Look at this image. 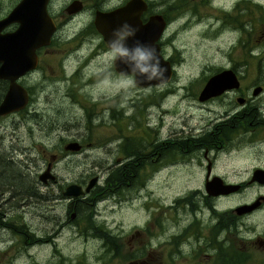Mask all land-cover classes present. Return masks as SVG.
<instances>
[{
	"label": "rangeland",
	"instance_id": "374dc122",
	"mask_svg": "<svg viewBox=\"0 0 264 264\" xmlns=\"http://www.w3.org/2000/svg\"><path fill=\"white\" fill-rule=\"evenodd\" d=\"M179 1L182 3L179 8L181 12L177 10L173 16L168 15L173 22L164 32L166 37L164 51L165 55L171 56L173 60L175 76L177 79L179 78V81L174 85L178 88L175 90V94H168L165 100L159 98V107H151L149 114L142 113L139 117L136 112H142L145 101L148 102V100H144L145 96H139V93L133 98L129 97L135 107L131 125L126 126L127 118L131 115L130 112L122 114L119 108L125 98L124 89L130 87L123 82H117L115 98L110 83H96L91 87H86L78 82V75L74 76L72 82L67 85L65 82L56 83L57 81L48 85L40 84L43 87L36 90L33 96L34 101L36 100L35 105L39 109H54V112L50 111L54 115V128L49 132L44 126L40 127L38 131L27 133L24 131L25 126L23 125L21 146L31 152L17 156H21L19 158L23 161V165H29L28 161L37 154L39 157L37 172H40L50 154H54L56 161L65 155L62 151L59 152L60 144L62 146L69 142L85 144L82 154L69 153L67 155L69 157L65 161L70 160L69 164L66 163L68 173L61 174L63 180L60 181V184L72 182L73 179L79 181L80 177L77 176L82 174L83 176H93L89 181L98 177L97 186L101 188H95L88 196L82 197V199H86V205L78 204L76 206V217L73 220L68 219L72 213V205L70 208L69 205L73 202L66 203L64 201L66 197H61L63 201L56 200L57 196L50 197L40 191L33 197L39 201L35 202L31 199V195H27L29 198L21 195L19 205L9 210L5 207L2 208V195H0V264H67L69 260L75 264L72 259L79 256L84 257L83 264H98L94 258L100 253V243L97 240L85 239L78 235L79 228L86 229L94 221L102 223L112 235L117 237L116 245L119 249V258L109 264H130L134 259H138V261H134L139 262L143 261L142 257L147 251L149 255L155 252V256L161 252V235L159 238L155 237L158 224L156 223L154 226L147 223L148 219L152 216V220L160 223L164 221L160 215L163 203L171 205L173 199L179 196L193 204L195 198L199 196L197 193L193 194V190L200 189L203 180L195 170L176 165L177 169L172 174H170L171 169H168L163 178L159 176L153 178L152 176V180L149 182V184L151 183L150 193L147 192L133 202L127 201L116 206L110 201H105L113 198L112 194L100 201L102 196L95 197L94 195L110 190L105 185V177L108 172H113L111 165H113L114 159H122L120 152L110 156L111 144L115 146L120 143L119 139L118 142L113 141V143L111 140L121 136V132L118 134L114 130V117H117V123L122 132L131 140L137 139L143 133L157 131L159 123L162 124L160 118L163 116V110H166L168 114L191 115L192 123L198 128L209 123L213 118H217V115L200 112L195 108L219 109L226 107L228 103L227 100L210 104L196 101V93L199 91L201 82L206 75H211V69L227 67L231 63L235 67H240V74L239 71L238 74L245 77L244 85L246 87L253 86L257 76L256 57H258L262 64L257 65V74L260 80L264 78V0H259V3L256 4L251 0H245L246 6H242V8L246 9V13L243 10L242 17L219 19L213 17L206 1ZM151 2L154 4L166 3L165 6L171 3L170 6L173 8L179 6L177 0H151ZM250 5H253L255 9L248 13ZM161 10L164 12V7ZM218 14L220 13L215 12V15ZM250 15L259 17H250ZM248 43L251 45H247ZM246 49L251 57L244 64L243 61L246 58L243 52ZM54 67L55 76L59 75V72H62L61 65L55 64ZM167 84L168 93L173 86L170 81ZM52 86L56 87L55 92L57 93L53 92L50 96L45 90ZM66 90L69 91L67 95L65 94ZM155 91L163 92L162 89L152 90L154 93ZM250 93L251 89L245 93V98L251 97ZM260 97H264V95ZM263 103L260 99H257L255 103L258 107L260 106V113L264 110ZM234 108L239 110L240 107L235 106ZM256 112L260 114L258 111ZM48 114L50 113L47 112ZM121 114L122 116L119 118L118 116ZM192 123L190 120L186 125L192 126ZM186 125L181 123L179 118H168L163 127H171L175 134H181V129L186 132ZM233 125V127L236 126ZM230 127L226 128L235 134L232 132L235 131V128ZM249 128L243 134L254 130L251 140L264 134L258 127L251 126ZM48 134L53 136L50 139V141L54 140L51 145L48 141ZM30 139L32 140L29 141ZM231 145L227 149L229 154L225 158H221L222 161L216 163L215 171L220 176L225 174V178L222 180L224 184L247 183L248 186L246 190L230 194L214 204L219 213L217 216L210 215L209 220L212 224H217L219 219L225 222L229 212L235 211L241 205H251L257 196H264V187L249 181L251 173L258 170L254 168L264 169L263 155L258 153V149L253 144L243 146L236 143L233 149ZM0 146L2 147V145ZM247 146L249 148H245ZM118 149L119 145L113 151ZM105 151L107 153H104ZM24 156L27 157V161L23 160ZM96 160L99 161V165L94 163ZM58 167L64 168V164H58ZM30 169H32L31 166ZM0 172H2V164H0ZM0 180L2 181L1 176ZM22 184L24 185L22 187L30 186L27 182ZM51 194L56 195L57 192ZM49 198H51L50 201ZM79 199L81 197L72 200ZM2 213L6 216L3 220ZM167 214L169 219L171 212L167 211ZM241 220L248 225V228L240 235L241 241H235L232 245L248 244L251 255L264 257V244H260L261 241H264V208L261 211L253 212L247 218L241 216ZM202 224V229L206 228L204 221ZM163 225L165 226V223ZM215 229H220V226L216 225ZM219 239H222V235ZM256 241H258L257 244ZM220 248L219 257L226 259L225 255L229 252L226 243H221ZM196 250L204 252V244H198ZM59 257L63 261H60ZM162 260V257L158 255L157 259L153 261L162 264ZM217 261L218 264L220 261ZM227 262L224 261V263Z\"/></svg>",
	"mask_w": 264,
	"mask_h": 264
},
{
	"label": "flooded vegetation",
	"instance_id": "af4514ba",
	"mask_svg": "<svg viewBox=\"0 0 264 264\" xmlns=\"http://www.w3.org/2000/svg\"><path fill=\"white\" fill-rule=\"evenodd\" d=\"M128 1L130 0H0L1 21L6 18L16 6L21 4L15 16L19 19L1 25L0 34L12 33L16 29L22 33V29L27 27L24 24V20L30 18L32 24H34L33 19L38 18L37 20L42 23L38 17L39 15L47 25L45 32H48L47 42L38 40L37 42L42 43H38L34 48V67L24 72V74L15 81V83L26 92L27 102L25 107L15 113L8 115L2 114L0 116V145H2V147L0 146V164H2V172H0L2 179V181L0 180V195H2V208L5 207V209L9 210L15 208V206L20 203L21 195H25V198H29L28 196L31 195V199L35 202H39L33 197L38 195L40 191L50 197L57 196L58 198L56 200H62L61 197L65 198L63 193L69 185H77L84 190L89 179L93 177L80 174L77 176L80 177L79 181L73 179L72 182L60 184V181L63 180L61 174L66 173L68 170L66 163L69 164L70 160L68 162L65 161L69 157H67V155L69 153L82 154L85 144L81 145V143L72 142L78 146L76 151L65 150L66 145L71 142L63 146L60 144L59 152L62 151L65 155H63L60 160L56 161L54 154H50L47 157L43 170L40 172H37L39 163L37 154L28 161L29 165H23V161L17 155L28 152V150H25L21 146V142L23 141V125L25 126L24 131L27 133L35 130L38 131L40 127L43 128L44 126L47 127L49 132L54 128V109H39L36 108L35 105L36 100L34 101L33 96L36 90L43 87L40 84L48 85L57 81L56 83L65 82L67 85L70 84L69 82H72L74 76L78 75V82H81L86 87H91L92 84L96 83H110L109 85L112 89L114 98L117 96V82L122 81L118 75L119 72L114 68V64L106 55L108 44L105 42L102 34L94 28L93 19L96 12H110L123 6ZM143 1L145 2V9L141 11L139 15L140 23H145L151 15L160 16L165 23L162 32L155 40V44L158 46L160 56L165 59L171 67V75L168 81H170L173 88L167 93L168 82L150 88H136L135 86L125 88V98H123V102L120 104L119 108L122 114L129 112L131 114L127 118L128 121L126 126L131 125L132 117L135 112L134 103H132V99L129 100V97L133 98L139 93V96H145V100L150 96L152 102L149 103V101H145L143 111L136 112L137 117L141 116L142 113L147 115L150 113L149 110L151 107H159V98L165 100L168 94H175V90L178 87H176L174 83L179 81V78L177 79L175 76L171 56L167 57L165 55L164 46L166 37L164 36V32L173 21L168 15L173 16L177 10L181 12L179 8L182 6V3L177 0L179 6L173 8V6H170L171 3L165 6L166 3L154 4L151 0ZM203 1L209 4L212 15L216 19L224 17H242L243 10H245L244 12L246 13V9L242 8V6H246L245 0H190V2ZM258 1L259 0H251L254 4L259 3ZM40 2H43V5H41ZM163 7L165 9L164 12L161 10ZM254 9L255 7L250 5L248 7V13H251ZM42 10L44 11V17L42 16ZM215 12L220 14L215 15ZM250 17L259 16L250 15ZM125 21L130 24L129 21ZM33 36L35 35L32 34V37ZM55 64H60L62 69V72L60 71L59 75L56 76ZM226 68L231 69L235 75L237 87L235 89L225 90L217 96L198 101V94L208 78L216 74V72ZM238 71L240 74V67H235L230 63L227 67L219 68L218 70L211 69V75H206L204 77L199 91L196 93V101L203 104H210L227 100L228 103L226 107L219 109L208 107L195 108L200 112L217 115V118H213L209 123L199 126L198 128L192 123L193 120L191 115L180 113L168 114L166 110H163V116L160 118L162 124L159 123L157 131L149 130L151 133H143L137 139L131 140L122 132L120 125L117 123V117H114V130L118 132V134L121 132V136L114 137L113 140H111L112 142L110 141L113 143V141L118 142L117 140H120V143H117L119 149L116 151H113V149L118 147V145L114 146L111 144L112 149L110 151V156L120 152L122 159H114L113 165H111V171L113 172H108L105 177V185L110 190L94 195L95 197L102 196L100 201H103L112 194L113 198L105 201H110L116 206L126 203L127 201L133 202L149 192L151 185L149 182L152 180V176L153 178L157 176L163 178V175L166 174L168 169H171L170 174H172L177 169L176 165H182L181 167L195 170L203 180L201 188L193 190V194L197 193L199 195L195 198L193 204H190L187 199L181 196L174 198L171 205H167L165 202L163 203L160 209V215L164 219L161 223H165V226L160 222L152 220V216H150L147 221V223H151L154 226L156 223L158 224L156 226L155 237L159 238L161 235V252L158 255L163 259L162 264H211L215 259L221 258L214 257V247L212 246L216 225L222 228L216 238L219 239L222 235V239L219 240L222 243H226L230 250L231 248H235L234 245H232L235 241H241L240 235L248 228V225L241 220V216L247 218L253 212L261 211L264 208V196H257L252 202L256 203L253 210L239 215H237L235 211L229 212L225 222L218 220L217 224H212L209 220L211 215L210 204H205V202H209L211 199L214 206L219 199H224L228 196L214 197L207 195L204 191V184L213 178H218L221 181L225 178V174L220 176L215 171V165L222 161L221 158H225L227 154H229L227 149L231 144L232 149L236 143H240L243 146L253 144V146L255 145L258 149V153L263 155L264 160V134L253 140H251V138L254 136V130L248 131L245 135L243 134V132L248 130L247 128L251 126L262 129L264 133V110L260 113L261 108L259 110L257 108L258 105L255 104L257 99L264 102V97H260L264 95V78L261 80L259 79L256 68L257 76L255 77L254 85L246 87L244 85L246 83V81H244L245 77L239 76ZM8 84V80L0 79V104L7 91ZM256 88H258V91L254 93ZM55 89L56 87L52 86L45 91L51 96V93L55 92ZM154 89H162L163 92L155 91L154 93L152 92ZM250 89L251 97L245 98V93ZM65 94H69V91L66 90ZM235 106L240 107L239 110H236V108H234ZM52 110L53 112H50ZM47 112L50 114L47 115ZM122 114L118 117L120 118ZM168 118H179L180 122L185 125L191 120L192 126L186 125V132H183V129H181V134H175L174 129L171 127H163ZM233 124L236 126L233 127ZM33 126L34 129H32ZM227 126L235 128V131H232L235 134L228 131L226 128ZM26 137L28 138V136ZM47 137L48 141L53 138L51 134H48ZM31 140L32 139L29 141ZM53 142L54 140L50 141V145ZM104 147H107V145H104ZM245 148H249V146ZM104 153L107 152L105 151ZM99 159L102 160V158ZM59 161L61 162L58 164H64V168L58 167L57 162ZM94 163L99 165L98 160L94 161ZM30 166L32 169H30ZM254 169L264 171L262 168ZM44 172L48 174L47 178L40 179V175ZM20 178H24L30 186L22 187L24 185L21 183ZM96 178L95 184L86 194L74 198L71 197L72 199L81 197V199L76 201L72 200L75 205L71 208L72 213L69 215V220H72V214L75 216L76 206L81 200H83V203H86V199H82V197L88 196L95 188H101L97 186L98 177ZM247 186V183L240 184L239 189L234 192V194L246 190ZM258 186L264 187V184H259ZM52 192H57V194L52 195ZM50 200L51 198H49V201ZM22 205L24 204L22 203ZM174 207H176L175 210L170 209ZM167 211L171 212L169 219ZM230 215L240 216V219L235 221L239 226H237V233L233 237L230 233L231 220L228 219ZM5 217L6 216L2 213V220ZM202 221L205 222L206 228L204 229H202ZM261 242L260 244H264V241ZM257 243L258 241H256V244ZM198 244H204V252L201 253L196 250ZM236 245L239 246L242 253L247 255L249 260L248 263L255 264L261 259H264V257L251 255L250 245L245 243ZM242 245L245 246L241 247ZM154 254L155 252L149 255L147 251L142 257L143 261L135 262L138 261V259H134L135 261L132 260L130 264H159L153 261L154 259L156 260L158 256ZM222 259L223 261L226 260L225 258Z\"/></svg>",
	"mask_w": 264,
	"mask_h": 264
},
{
	"label": "water",
	"instance_id": "95a60500",
	"mask_svg": "<svg viewBox=\"0 0 264 264\" xmlns=\"http://www.w3.org/2000/svg\"><path fill=\"white\" fill-rule=\"evenodd\" d=\"M40 3L43 5V2ZM20 6L21 4L16 6L6 18L2 19V21L0 20V26L5 25L9 21H15V19L18 20L19 18H16L15 16L17 15L18 7ZM144 9L145 2L143 0H130L123 6L118 7L110 12H96L93 19V26L98 32L102 34L105 42L107 43V41L111 38L112 30L119 27L123 21H129L133 27L138 29L135 39H138L146 44H151L157 49L159 58L161 60V65L167 69L164 82L161 83L164 84L168 82L170 78L171 67L168 62L160 56L158 46L155 44V40L159 37L164 28V22L160 16L151 15L148 17L145 23H140L139 15ZM42 16L44 17L43 10ZM38 17L42 23L37 20L38 18L33 19L34 24H32L30 18L24 20V24L27 27L22 29V33L16 29L12 33L0 34V79H6L9 81L7 91L0 104V116L2 114L21 110L26 105V92L23 88L17 85L15 81L17 78L22 76L24 72L34 67V48L38 45V43H42L37 41L42 40L47 42L48 32H45L47 25L40 15ZM32 34L35 36L32 37ZM131 43L132 41L130 40L129 44ZM114 68L119 73L121 71H127L126 66L119 61L114 64ZM157 83V81H153L151 83V87L157 86ZM148 86L150 85L147 83H141L135 87L146 88ZM236 87L237 81L233 72L227 68L222 69L216 72V74L212 75L206 81L205 85L198 94V101H203L206 98L217 96L225 90L235 89ZM257 91L258 88L255 89L254 93ZM77 148V144L69 143L66 145L65 150L76 151ZM47 175L48 174L44 172L40 175V178L45 179L47 178ZM249 181L256 182L258 184H264V171L254 170L251 173ZM94 184L95 179H91L88 181L84 190H82L79 186L69 185L65 189L63 196L72 198L82 196L86 194ZM238 189L239 185L224 184L218 178H213L204 184L205 193L214 197L226 196L236 192ZM255 206V202L248 206L241 205L235 209V213L237 215L247 213L253 210Z\"/></svg>",
	"mask_w": 264,
	"mask_h": 264
},
{
	"label": "clouds",
	"instance_id": "9594fccd",
	"mask_svg": "<svg viewBox=\"0 0 264 264\" xmlns=\"http://www.w3.org/2000/svg\"><path fill=\"white\" fill-rule=\"evenodd\" d=\"M137 31V28L126 21L113 29L111 38L107 41L106 55L113 64L119 61L126 66L127 71L118 74L124 84L137 86L147 83L150 88L153 81L158 82L156 85L164 82L167 69L162 67L157 49L153 45L135 39Z\"/></svg>",
	"mask_w": 264,
	"mask_h": 264
},
{
	"label": "trees",
	"instance_id": "16d2710c",
	"mask_svg": "<svg viewBox=\"0 0 264 264\" xmlns=\"http://www.w3.org/2000/svg\"><path fill=\"white\" fill-rule=\"evenodd\" d=\"M93 31V29H92ZM249 34V33H248ZM247 45H251L250 43H248ZM244 57L246 59H244L243 63L246 64L248 62V58L251 57V55L248 53V49L244 50L243 52ZM261 65L262 61H260V59L258 57H256V68L257 65ZM218 70V69H216ZM231 70V69H230ZM144 98V97H143ZM149 103L152 102V98L149 96L147 97ZM257 108L260 110V106ZM228 131H231L228 129ZM19 177V176H18ZM17 177V178H18ZM21 183H25L27 182L24 178H20ZM112 183V181H111ZM16 187V186H13ZM2 199V197H1ZM213 201L210 199L209 202H205L206 205L210 204V211L211 214H215V216L218 215V211L215 209V207L213 206ZM79 204L81 205H86V203L80 202ZM180 205V204H179ZM181 207V205H180ZM170 209H176V207L174 208H170ZM0 217H1V212H0ZM228 219L231 220L230 223V233L231 236L233 237L236 233H237V226H239L237 223H235L236 220L240 219V217L235 216V215H230L228 217ZM173 220V219H172ZM220 229H214V239H213V243L212 246L214 247V257L217 258L219 257V253H220V244L222 243L219 239L216 238L217 234L219 233ZM79 232V236H81L82 238L85 239H94L97 240L100 243V253L98 256H95V262H97L98 264H109L111 263L113 260H116L119 258V249L118 246L116 245L117 242V237L115 235H112L110 233V231H108V229L103 226L102 223L99 222H92V224L86 228L83 229V227L78 229ZM235 248H231L229 250L228 253H226V261H228L227 263H224L223 259H215L214 261L211 262V264H217V260H219L220 262L218 264H247L248 263V258L247 255L242 253V250L239 248V246L234 245ZM60 260V257H59ZM72 260L75 261V264H83V260L84 257L79 256V257H74ZM60 261H63V259H61ZM62 264V263H60ZM67 264H72L71 261L69 260ZM255 264H264V259H261L259 262L255 263Z\"/></svg>",
	"mask_w": 264,
	"mask_h": 264
},
{
	"label": "bare ground",
	"instance_id": "6f19581e",
	"mask_svg": "<svg viewBox=\"0 0 264 264\" xmlns=\"http://www.w3.org/2000/svg\"><path fill=\"white\" fill-rule=\"evenodd\" d=\"M172 22H173V21H172ZM164 26H165V23H164ZM166 31H167V29H166ZM223 106H225V105H223ZM11 113H15V112H10V113H7V114H5V115L11 114ZM28 152H31V151H28ZM29 156H33V155H29ZM29 156H28V157H29ZM19 157H21V156H19ZM33 157H34V156H33ZM26 159H27V157H23V160H24V161H25ZM26 161H27V160H26ZM95 177H96V176H95ZM96 179H97V178H96ZM96 179H95V180H96ZM75 186H77V185H75ZM64 201H65L66 203H69V204H70V203L72 202V198H71V197H66ZM71 205H72V208H73L75 204H73V203L70 204V205H69V208H70ZM75 217H76V213H75V216H73V214H72V218H71V219L73 220ZM93 217H94V215H93ZM219 220H220V219H219Z\"/></svg>",
	"mask_w": 264,
	"mask_h": 264
}]
</instances>
